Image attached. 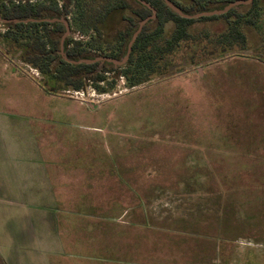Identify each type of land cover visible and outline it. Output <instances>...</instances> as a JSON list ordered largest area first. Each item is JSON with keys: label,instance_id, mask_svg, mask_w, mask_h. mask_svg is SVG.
Here are the masks:
<instances>
[{"label": "rangeland", "instance_id": "374dc122", "mask_svg": "<svg viewBox=\"0 0 264 264\" xmlns=\"http://www.w3.org/2000/svg\"><path fill=\"white\" fill-rule=\"evenodd\" d=\"M51 1L58 7L62 3ZM63 1L66 14L46 18L68 27L51 34L62 59L67 40L80 35L70 23L72 1ZM126 1L131 8L139 4ZM235 1L246 2L232 8L245 13L248 0H202V11L196 12L195 5L192 14L222 11ZM261 1L257 28H241L243 42L229 38L223 19L196 22L188 29L190 39L166 57L158 74L140 84L129 86L118 74L126 65L123 58L100 63L85 75L91 79L108 69L97 84L103 92L86 80L82 90L74 91L51 74H40L25 62L24 42L0 38V53L47 91L48 120H58L52 125L61 137L57 144L75 157L77 182L87 196L109 202L111 214L141 216L140 264H264ZM127 25L121 18L112 20L110 37ZM145 25L153 28L151 20ZM100 57L88 52L84 60ZM56 67L57 61L51 71Z\"/></svg>", "mask_w": 264, "mask_h": 264}, {"label": "crops", "instance_id": "0c3cea01", "mask_svg": "<svg viewBox=\"0 0 264 264\" xmlns=\"http://www.w3.org/2000/svg\"><path fill=\"white\" fill-rule=\"evenodd\" d=\"M47 95L0 53V264H140L141 216L80 187Z\"/></svg>", "mask_w": 264, "mask_h": 264}, {"label": "trees", "instance_id": "16d2710c", "mask_svg": "<svg viewBox=\"0 0 264 264\" xmlns=\"http://www.w3.org/2000/svg\"><path fill=\"white\" fill-rule=\"evenodd\" d=\"M73 14L70 23L80 34L77 39L67 40L65 58L67 60H82L88 52L99 53L101 57L120 61L125 56V45L132 33L136 31L137 23L152 16L153 28L143 25L139 34L133 41L127 57L126 65L118 71L129 86L140 84L153 74H158L164 66L166 57L176 51L183 43L190 39L189 27L202 21L223 19L229 24V38L234 42H243L241 32L243 26L257 28L259 12L262 8L261 0H251L245 13H236L230 9L226 13L199 19H185L171 11L162 0H141L152 9L141 4L131 8L126 0H71ZM182 13L190 15L197 7L196 12L202 11V0H191L193 6H183L174 0H168ZM196 5V7H194ZM67 5L62 0L60 7L54 1L48 0H6L0 1V19L10 21L2 24L4 32L0 38L13 44L23 45L25 62L30 64L40 74H51L52 78L62 81L72 87L74 91L82 90L84 81L92 82L99 91L103 89L97 84L103 82L108 69L97 73L93 78L86 77L93 72L100 62L93 64L71 65L62 58H58V39H51L52 33L65 32L61 23L43 21L47 17L58 18L66 14ZM129 12L128 16H124ZM121 18L128 25L124 30L117 31L110 37V23ZM17 20L18 22H13ZM25 20H34L24 23ZM52 25V28H49ZM57 61V67L52 72L50 66ZM105 66L106 63H102Z\"/></svg>", "mask_w": 264, "mask_h": 264}, {"label": "water", "instance_id": "95a60500", "mask_svg": "<svg viewBox=\"0 0 264 264\" xmlns=\"http://www.w3.org/2000/svg\"><path fill=\"white\" fill-rule=\"evenodd\" d=\"M137 3L143 5L144 7L148 8V9H151L148 4L144 3L143 1L141 0H135ZM163 3L167 6V8H169L171 11H173L174 13H176L177 15H179L180 17H183L185 19H199V18H202V17H211V16H217V15H222L224 13H226L227 11H229L230 9H232L233 7L237 6V5H240V4H244L246 2H241V1H235V2H231L229 3L222 11H217V12H206V13H195V14H190V15H187V14H184L182 13L177 7H175L171 2H169L168 0H162ZM248 2H251V0H248ZM152 10V9H151ZM154 17V11L152 10V16L142 20L141 22H139V25L136 29V31L133 33L132 37H131V40L130 42L128 43V46H127V51H126V54L125 56L123 57V59L125 60V62L127 61V57L129 55V52H130V47L133 43V41L135 40L136 36L139 34L141 28L143 25H145L146 22H148L149 20H151L152 18ZM30 21H34V20H25L23 21L24 23H27V22H30ZM43 21H47V22H53V23H61V21L59 20H52V21H49L48 19H43ZM10 21H5V20H2L0 19V24H5V23H8ZM13 22H18L17 20L13 21ZM63 24V23H61ZM64 25V28H65V32L68 31V27L67 25L63 24ZM122 59V60H123ZM63 60L67 61L69 64L71 65H78V64H93V63H96V62H100V63H105V62H113V63H120L122 60L120 61H116V60H113L111 58H104V57H100L98 59H95L93 61H86L84 59L82 60H77V61H74V60H67L64 56Z\"/></svg>", "mask_w": 264, "mask_h": 264}]
</instances>
